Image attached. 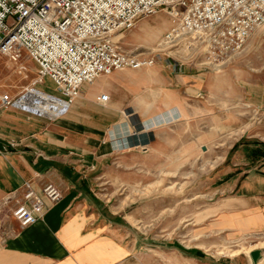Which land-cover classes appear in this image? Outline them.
<instances>
[{
	"label": "crops",
	"instance_id": "1",
	"mask_svg": "<svg viewBox=\"0 0 264 264\" xmlns=\"http://www.w3.org/2000/svg\"><path fill=\"white\" fill-rule=\"evenodd\" d=\"M154 16L161 27L153 29L148 20L139 27L147 29L148 35L159 32L157 37H162L168 18L158 12ZM244 47L216 72L166 61L163 73L158 61L150 68L100 76L82 84L79 96L64 112L47 101L25 106L32 114L0 110V264H239L237 258L211 259L202 248H186L177 240L170 243L164 236H153L151 225L141 228L136 223L134 202L122 207L118 206L122 199L114 207L111 203L119 188L135 183L133 176L123 175L136 160L122 146L131 144L127 134L136 124L132 117L152 137L159 136L158 128L174 123L184 133L185 125L196 119L201 122L203 113L209 128L225 129L216 134L237 129L242 123L234 113L230 119L214 113L218 102L246 103L264 120V30H254ZM26 63L35 73V66ZM19 69L17 65L14 70ZM31 83L17 89L28 90ZM100 94L108 97L103 105L96 102ZM56 97L51 98L56 101ZM148 102L153 105L143 114ZM246 131L204 182L210 203L199 213L207 208L214 212L208 211L209 217L196 229L203 235H221L229 241L264 234V147L260 146L264 128L254 135ZM156 140L150 144L153 154H159ZM10 142L15 146L10 147ZM24 181L37 193L50 184L61 197L47 204L33 224L19 228L10 211L21 198ZM255 249L261 258L262 248Z\"/></svg>",
	"mask_w": 264,
	"mask_h": 264
},
{
	"label": "built area",
	"instance_id": "2",
	"mask_svg": "<svg viewBox=\"0 0 264 264\" xmlns=\"http://www.w3.org/2000/svg\"><path fill=\"white\" fill-rule=\"evenodd\" d=\"M157 12L169 22L157 48L165 46L162 51L174 50L167 53L176 56L185 49L182 59L212 72L239 55L251 33L264 25V0H0V57L15 64L24 52L36 68L28 90L16 98L0 95V110L28 112L25 106L47 101L64 112L82 84L114 71L150 68L154 55L122 52L113 37ZM157 50L153 54L162 52ZM43 78L53 84L58 102L35 90ZM107 100L105 94L96 97L101 105ZM139 148L146 153V145ZM21 190L10 211L19 228L33 224L61 197L50 184L37 193L24 181Z\"/></svg>",
	"mask_w": 264,
	"mask_h": 264
},
{
	"label": "rangeland",
	"instance_id": "3",
	"mask_svg": "<svg viewBox=\"0 0 264 264\" xmlns=\"http://www.w3.org/2000/svg\"><path fill=\"white\" fill-rule=\"evenodd\" d=\"M158 14L167 18L162 12H158ZM154 15L137 20L131 30L121 32L113 38L120 50L141 56L154 55L155 63H158V61L162 63L163 69L161 70L163 73L167 70L166 61L175 62L181 67L189 65V58L181 59L184 54L185 56L187 55L185 49H180L177 56L172 52L168 54L167 52L174 50L162 51L165 46H161V49L156 46L161 39V35L157 37L159 32H155L151 36L147 34V29L139 27L141 23L147 20L149 26L153 29L161 27L159 18ZM138 28L139 30H137ZM255 30L263 31L264 25ZM155 49L162 52L153 54L156 51ZM171 55L176 58L169 57ZM26 62L31 61L24 52L21 53L19 60L15 64L9 62L6 57H0V95L7 94L11 98H16L22 91L17 88L25 84L29 85L35 79V73L30 72ZM8 65L10 67L13 65L14 69L19 65L22 70L16 71L9 68ZM200 71L208 72L204 69ZM147 72L152 74L150 69H147ZM35 88L40 92L59 97L48 78H43ZM201 102L205 106L206 102L209 105L208 101ZM147 105L148 108L143 107L142 109L143 114L150 110L153 102H148ZM226 105L218 102V109L214 110V113L218 111L217 115L219 118H224L226 115L225 118L229 117V119L230 113H234L237 116V122L242 124L237 129L227 130L222 134H216V131L225 130L219 125H213L212 128H209L206 122L208 117L205 113L200 118L201 122H199L200 120L197 121V119L192 122L189 121L190 123H187L188 120L185 121L184 123H187V125H185L184 133L179 132L178 125L174 123L158 128L157 130L160 133L158 137H152L151 133L143 131L136 117H132L131 120L136 124L129 133H135L136 135L127 137L131 143L129 146H122L128 148L127 152L135 155L136 160L132 163L134 166L129 170L130 172H124L123 175L133 176L131 180L135 181V183L130 187L119 188L115 193L116 196L111 206H116L120 199H122L118 202L120 207L127 202H134L135 204L132 207L136 208L138 213L136 223L141 228L145 227L143 225H151L150 230L153 236H164L170 243L177 240L186 248H202L207 257L211 259L228 260L237 258L239 264H252L248 254L255 249L252 247L264 241V234L246 238L240 237L228 241L221 235L208 236L196 230L199 227V223L209 217L206 215L208 214L207 212H214L213 209L207 208L202 213H199L201 209L210 203L206 199L209 196L207 194L209 186L204 185L210 175V170L222 160L229 146L238 138L240 133L248 130V132L246 131L248 134L254 135L255 132H258V128H264V120L258 117L246 103L235 102V104ZM127 113H129L128 110L125 111V114ZM39 117L49 119L48 117ZM243 128L245 129L243 130ZM252 131L254 132L252 133ZM155 138L157 139L160 155L157 153L153 154L150 151V144L153 143L152 141ZM199 138L204 139L198 141ZM142 144H149L146 147L148 150L146 153L140 152L139 147ZM143 167L152 170L149 172L143 170ZM163 170L169 171L164 172ZM261 252L262 257L259 262L264 264V247Z\"/></svg>",
	"mask_w": 264,
	"mask_h": 264
},
{
	"label": "water",
	"instance_id": "4",
	"mask_svg": "<svg viewBox=\"0 0 264 264\" xmlns=\"http://www.w3.org/2000/svg\"><path fill=\"white\" fill-rule=\"evenodd\" d=\"M249 260L252 264H257L260 257V251L257 249L251 250L248 254Z\"/></svg>",
	"mask_w": 264,
	"mask_h": 264
},
{
	"label": "bare ground",
	"instance_id": "5",
	"mask_svg": "<svg viewBox=\"0 0 264 264\" xmlns=\"http://www.w3.org/2000/svg\"><path fill=\"white\" fill-rule=\"evenodd\" d=\"M115 37V36H114ZM113 37V38H114ZM134 37H135V35H134ZM113 41H114V39H113ZM182 59V58H181ZM264 247V241H262V242H260V243H258L257 245H255L254 247H252V248H263ZM259 260H260V258L258 259V261H257V264H261V262H259ZM259 262V263H258Z\"/></svg>",
	"mask_w": 264,
	"mask_h": 264
},
{
	"label": "trees",
	"instance_id": "6",
	"mask_svg": "<svg viewBox=\"0 0 264 264\" xmlns=\"http://www.w3.org/2000/svg\"><path fill=\"white\" fill-rule=\"evenodd\" d=\"M260 146H261V147H264V145H263V144H261V143H260ZM233 148H234V147H232V149H233Z\"/></svg>",
	"mask_w": 264,
	"mask_h": 264
}]
</instances>
